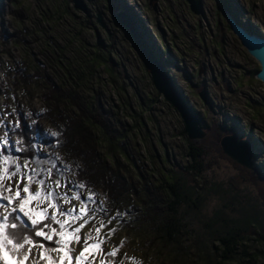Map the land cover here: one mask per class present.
I'll use <instances>...</instances> for the list:
<instances>
[{"label": "rangeland", "instance_id": "374dc122", "mask_svg": "<svg viewBox=\"0 0 264 264\" xmlns=\"http://www.w3.org/2000/svg\"><path fill=\"white\" fill-rule=\"evenodd\" d=\"M83 1L87 14L75 9L71 0H0V111L19 109L23 116H38L46 108L41 100L45 87L61 86L72 92L76 103L93 109L97 119L124 136L122 146L130 159L115 144L109 150L110 143L94 129L105 162L117 163L139 192L123 199L119 209L104 217L105 221L117 217L108 225L117 231L102 245L104 250L125 240L116 264H219L213 232L220 226L211 221L214 213L232 218L238 210L260 212L264 200V86L254 78L257 62L230 31L225 14L232 12L264 35V1L201 0L203 15L192 13L185 0ZM118 13L125 14L141 41L155 50L207 130L203 139L192 142L205 139L210 167L197 178L187 174L205 200L198 209H179L186 225L182 245L164 243L137 211L145 199V184L155 190L170 171L184 174L188 138L182 134L184 125L177 111L154 88L143 55L135 48L129 30L116 20ZM98 14L103 27L97 22ZM24 69L41 78L36 83H19L16 74ZM203 89L208 103L198 96ZM59 108L77 109L71 102ZM7 120L15 121L16 116L8 115ZM37 125L41 136L55 131L46 120H38ZM234 131L256 139L253 170L258 169L259 178L254 185L241 182L247 177L241 168L249 169L219 148V138ZM11 139L14 141L13 135ZM40 147L46 158H61L58 167L69 166L60 152ZM65 175L75 179L67 169ZM164 191L158 188V195L165 196ZM97 199L104 202L100 193ZM103 207L106 209L104 203ZM98 222L99 217L93 221ZM91 227V223L86 225L80 235ZM253 237L247 241L250 251L264 249L251 241ZM72 247L78 254L82 245ZM125 254L135 261L123 259ZM100 260L98 255L96 264ZM236 263L237 259L220 264Z\"/></svg>", "mask_w": 264, "mask_h": 264}, {"label": "trees", "instance_id": "16d2710c", "mask_svg": "<svg viewBox=\"0 0 264 264\" xmlns=\"http://www.w3.org/2000/svg\"><path fill=\"white\" fill-rule=\"evenodd\" d=\"M22 71L21 74H16L21 84L36 83L41 78L39 74L35 73L31 76L25 72V69ZM61 88L56 85L45 87L41 100L46 111L38 116H23L22 111L15 109L22 124L17 131L22 134L23 146L27 151L13 152V155L21 157L19 162L23 163L25 157L30 158L36 153V147L32 145L43 146L50 153L60 152L68 160L69 173H77L74 176L75 180L87 182L92 190L102 195L107 215H109L121 207L123 199H127L130 195H137L139 192L137 185L116 165L117 163L110 165L105 162L99 151L101 140L96 136L95 130L101 132L103 141L110 143L109 147L115 144V148H119L125 154L124 156L130 159L122 146L124 136L119 137L111 125L97 119L93 109L89 110L88 106L79 105L75 102L72 92L67 93ZM6 90H9V87H6ZM67 102L74 104L77 109L64 111L59 108ZM38 120H46L60 135L57 137L37 136ZM33 121L36 123L33 124ZM29 125L32 127L29 128ZM182 134L185 135V132L182 131ZM13 137L14 141L21 138L18 135H13ZM204 140L201 142L187 140L188 164L184 174L177 175L170 171L155 190H151L148 184L142 187L145 199L142 207L137 211L143 214V222L150 223L155 229L156 236L164 243L182 245L186 225L182 221L179 209L182 206L198 209L205 200L204 196L197 193L196 187L190 183L187 176L190 172L194 177H200L210 167L207 162L210 153L208 147L204 145ZM215 146L216 151L219 152L218 143L215 142ZM110 148L109 150H112ZM241 170L246 172L247 176L242 178L241 182L254 185L253 181L259 178L258 169L241 168ZM158 188L165 190V196L158 195ZM261 203L263 210L261 209L260 212L238 210V215L232 218L223 217L219 212L214 213L211 221L220 226L213 232L218 243L215 250L216 257L220 260L219 264L229 263L235 259H237L236 264H258L260 258L264 260L262 258L264 249L250 251L247 245V241H250L249 236H254L251 240L254 243L264 245V200Z\"/></svg>", "mask_w": 264, "mask_h": 264}, {"label": "snow or ice", "instance_id": "6c2138e0", "mask_svg": "<svg viewBox=\"0 0 264 264\" xmlns=\"http://www.w3.org/2000/svg\"><path fill=\"white\" fill-rule=\"evenodd\" d=\"M8 115L18 118L9 121ZM21 126L15 109L12 113L0 111V129H3L0 135V264H73V261L96 264L98 255L101 256L99 264H116L115 258L125 240L108 251L102 245L117 231L108 228L117 217H108L105 221L104 202L97 199L98 194L87 182L65 175L69 166L58 167L59 156L55 160L46 158L40 146L32 145L36 153L25 157L21 164V157L13 155V152L27 151L22 134L17 131ZM41 134L36 129V135ZM12 135L21 138L12 141ZM50 135L57 137L60 133L50 131ZM97 217L98 224L93 223ZM90 223L92 227L81 236L82 229ZM74 243L82 245L78 254L72 247ZM123 259L135 261L127 254Z\"/></svg>", "mask_w": 264, "mask_h": 264}, {"label": "water", "instance_id": "95a60500", "mask_svg": "<svg viewBox=\"0 0 264 264\" xmlns=\"http://www.w3.org/2000/svg\"><path fill=\"white\" fill-rule=\"evenodd\" d=\"M86 1L91 2L92 0ZM185 1L189 5L192 13L195 15H203L201 0ZM71 2L75 9L87 14V7L83 0H71ZM225 18L230 31L239 40V43L247 54L257 62L259 69L254 74V78L264 86V35L257 32H250L230 13H226ZM116 20L129 30L135 48L144 57L154 88L179 114L187 138L190 141L203 139L207 134V130L202 126L198 112L190 104L174 77L166 69L164 62L158 58L155 50L150 49L141 41L136 33L134 24L125 14L118 13ZM97 22L102 27L104 26L101 23L100 14L97 16ZM199 97L203 102H206V93L204 90L199 92ZM255 142L256 139L252 136L247 135L242 137L235 131L233 133H225L218 140L219 148L223 154L249 170L254 169L253 158L257 151Z\"/></svg>", "mask_w": 264, "mask_h": 264}, {"label": "flooded vegetation", "instance_id": "af4514ba", "mask_svg": "<svg viewBox=\"0 0 264 264\" xmlns=\"http://www.w3.org/2000/svg\"><path fill=\"white\" fill-rule=\"evenodd\" d=\"M228 13H230L242 26H244L245 28H247V30H249L250 32H257V33H259L258 31H256V30H254V29H251V28H249L245 23H243V22H241L240 20H238L237 18H236V16L232 13V12H228ZM204 91H205V93H206V103H208V94H207V92H206V90L205 89H203ZM202 91V90H201ZM201 91H199V92H201ZM199 92H198V96H199ZM205 103V102H204ZM198 116H199V118H200V121H201V124L203 125V120H202V117L200 116V114H198ZM222 129V128H221ZM237 134L238 135H240V136H243V134H242V132H237Z\"/></svg>", "mask_w": 264, "mask_h": 264}]
</instances>
